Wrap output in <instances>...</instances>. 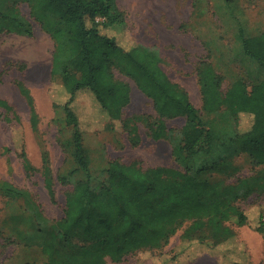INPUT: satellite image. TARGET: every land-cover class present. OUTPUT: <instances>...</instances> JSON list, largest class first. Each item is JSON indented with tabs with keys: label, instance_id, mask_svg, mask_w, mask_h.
Wrapping results in <instances>:
<instances>
[{
	"label": "trees",
	"instance_id": "16d2710c",
	"mask_svg": "<svg viewBox=\"0 0 264 264\" xmlns=\"http://www.w3.org/2000/svg\"><path fill=\"white\" fill-rule=\"evenodd\" d=\"M22 4L30 7L31 17L55 43L51 81L66 99L58 108L69 131L65 148L74 164L59 183L70 185L75 173H87L91 166L76 106L82 92L92 95L108 129L119 122L130 143L140 145L138 124L146 118L123 119V110L131 103V86L118 74L153 103L157 117L146 122L148 136L169 142L181 168L143 169L111 161L104 183L94 184L88 177L76 181L66 196L64 218L43 229L35 242L47 258L45 264H120L144 252L163 255L180 233L182 243L211 251L220 264H226L224 260L248 264L233 226L264 231V210L240 205L256 194L264 195V81L249 87L239 79L224 91L222 75L202 59L197 78L208 117L204 120L189 93L163 70L167 62L159 51L132 41L118 0H0V35L33 37L32 23L19 10ZM241 42L245 55L264 68V32L242 34ZM18 88L35 127L31 96L22 85ZM0 109L13 113L3 100ZM243 117L249 119L248 127ZM2 118L12 122L0 113ZM14 118L18 119L15 114ZM179 119L184 126L175 132L168 122ZM241 156L256 172L230 184L228 179L240 171L235 159ZM21 159L32 178L37 170L24 151ZM41 174L53 196L49 166L45 164ZM0 195L23 201L37 216L24 191L14 185L0 182Z\"/></svg>",
	"mask_w": 264,
	"mask_h": 264
},
{
	"label": "rangeland",
	"instance_id": "374dc122",
	"mask_svg": "<svg viewBox=\"0 0 264 264\" xmlns=\"http://www.w3.org/2000/svg\"><path fill=\"white\" fill-rule=\"evenodd\" d=\"M118 6L132 41L159 51L167 62L163 70L189 93L204 120L208 117L203 112L197 78V65L202 59H208L222 75L224 91L239 79L249 87L264 81V68L245 55L241 42L242 34L254 36L264 32V0H118ZM19 10L32 23L34 35L32 38L0 35V100L6 101L18 118L0 109L3 117L12 119L11 123L4 118L0 120V182L24 191L37 216L30 213L23 201L0 195V264H45L47 258L35 242L43 229L64 218L66 196L76 181L88 177L94 184L104 183L111 161L134 163L143 169L181 168L172 156L169 142H155L148 136L146 122L153 123L157 117L153 103L132 81L118 74L119 79L131 86V103L123 110V119L146 118L138 124L140 145L134 147L130 143L119 122L114 129H108L92 95L87 91L80 93L76 106L91 166L87 173H75L70 185H61L59 178L68 175L74 164L65 148L69 131L58 108L66 99L51 81L55 43L31 17L28 5H19ZM19 84L31 96L37 118L35 127ZM243 121L248 127L249 119L243 117ZM183 126V119L168 122L175 132ZM23 151L37 170L32 178L23 168ZM45 164L54 180L53 196L45 188L41 174ZM235 164L240 171L228 179L230 184L256 172L245 156L236 158ZM240 205L243 209L255 206L263 211L264 195L256 194ZM233 229L248 264H264V231L237 226ZM180 235L162 251L163 255L144 252L129 256L120 264H220L211 251L203 250L198 244L182 243ZM182 247V254L175 258ZM224 263L230 264L226 260Z\"/></svg>",
	"mask_w": 264,
	"mask_h": 264
},
{
	"label": "bare ground",
	"instance_id": "6f19581e",
	"mask_svg": "<svg viewBox=\"0 0 264 264\" xmlns=\"http://www.w3.org/2000/svg\"><path fill=\"white\" fill-rule=\"evenodd\" d=\"M41 72V71H40ZM40 72H38V73H40ZM37 73V72H36ZM42 75V74H41ZM39 76V75H38ZM42 77V76H41Z\"/></svg>",
	"mask_w": 264,
	"mask_h": 264
}]
</instances>
